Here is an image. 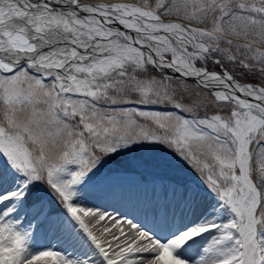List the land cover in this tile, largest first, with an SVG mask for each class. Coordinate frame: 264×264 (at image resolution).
Instances as JSON below:
<instances>
[{
  "label": "snow or ice",
  "instance_id": "1",
  "mask_svg": "<svg viewBox=\"0 0 264 264\" xmlns=\"http://www.w3.org/2000/svg\"><path fill=\"white\" fill-rule=\"evenodd\" d=\"M0 264H264V0H0Z\"/></svg>",
  "mask_w": 264,
  "mask_h": 264
},
{
  "label": "bare ground",
  "instance_id": "2",
  "mask_svg": "<svg viewBox=\"0 0 264 264\" xmlns=\"http://www.w3.org/2000/svg\"><path fill=\"white\" fill-rule=\"evenodd\" d=\"M92 2H95V0H92ZM110 209V208H109ZM110 211V210H109Z\"/></svg>",
  "mask_w": 264,
  "mask_h": 264
},
{
  "label": "rangeland",
  "instance_id": "3",
  "mask_svg": "<svg viewBox=\"0 0 264 264\" xmlns=\"http://www.w3.org/2000/svg\"><path fill=\"white\" fill-rule=\"evenodd\" d=\"M133 1H135V0H133ZM110 211H111V209H109ZM42 250H44V249H42Z\"/></svg>",
  "mask_w": 264,
  "mask_h": 264
}]
</instances>
